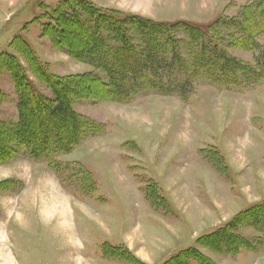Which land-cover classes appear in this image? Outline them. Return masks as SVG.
I'll use <instances>...</instances> for the list:
<instances>
[{
  "label": "rangeland",
  "instance_id": "rangeland-1",
  "mask_svg": "<svg viewBox=\"0 0 264 264\" xmlns=\"http://www.w3.org/2000/svg\"><path fill=\"white\" fill-rule=\"evenodd\" d=\"M63 1L0 0V58L15 56L20 73L48 101L52 92L33 71L30 53L56 77L106 78L69 55L58 35L46 32L50 14ZM84 1L118 18L202 28L237 19L253 2ZM180 25L170 34L181 57L191 61L194 46ZM221 26L214 30L245 38L238 27ZM126 28L139 41L134 26ZM73 33L71 22L63 26V35ZM156 36L150 32L147 39ZM255 42L264 52V33ZM22 43L31 52L24 48L21 54ZM229 43L226 39L228 55L254 63L257 51ZM140 91L126 104L82 95L72 99L73 110L87 125L76 147L54 156L56 167L50 165L53 159L32 160L23 149L14 150L15 142L7 145L10 153L0 164V264H203L182 253L191 248L207 264H264L261 227L239 226L235 234L252 245L236 255L199 243L264 201V81L235 92L197 79L185 98ZM17 102L12 75L2 68L0 127L10 143Z\"/></svg>",
  "mask_w": 264,
  "mask_h": 264
},
{
  "label": "trees",
  "instance_id": "trees-1",
  "mask_svg": "<svg viewBox=\"0 0 264 264\" xmlns=\"http://www.w3.org/2000/svg\"><path fill=\"white\" fill-rule=\"evenodd\" d=\"M49 21L51 23L46 25V32L58 35L61 39L56 40L67 43L64 49L69 55L101 70L106 78L98 82L90 75L56 77L38 62L36 55L30 53L28 62L33 71L52 92L53 99L48 101L20 73L21 68L15 56L4 53L0 58V70L3 68L12 75L18 97V120L9 134L13 137L12 143L5 140L7 135L4 137L3 130L6 129L0 127V164L7 161L10 153L7 145L11 146L15 142L17 149L14 150L23 149V155L26 154L32 160L53 159L50 165L56 167L54 156L70 152L85 132L87 122L82 121L71 103L72 99H78L80 95L92 100L111 99L126 104L143 89L156 95L185 98L197 79L235 92L264 81V52L255 42L256 35L264 33V0H253L243 8L237 19H221L205 28L182 24L166 27L137 17L118 18L113 12L95 8L84 0L63 1L52 11ZM68 22L77 31L73 33L74 38L71 34H62L63 26H67ZM221 24L228 28L238 27L245 38L236 37L235 31L223 35L214 30L221 29ZM179 25L188 33L194 46L189 50L191 61L181 57L177 41L170 34ZM126 26H134L139 41L135 43L133 33ZM247 29L252 32L248 34ZM150 32L157 34L154 41L147 39ZM72 38L75 44L71 43ZM226 39H230L227 46L257 51L259 54L254 63L243 64L228 55L224 48ZM22 47L21 54L24 48L30 51L27 43H22ZM92 128L100 129L97 126ZM241 225L264 230V201L241 211L213 232L202 236L199 243L225 255H236L241 250L251 249V242L235 234ZM182 253L207 264V261L204 262L205 257L196 249L191 248Z\"/></svg>",
  "mask_w": 264,
  "mask_h": 264
}]
</instances>
